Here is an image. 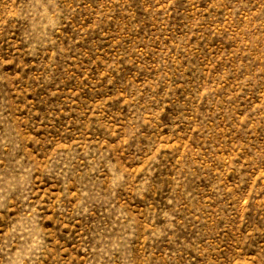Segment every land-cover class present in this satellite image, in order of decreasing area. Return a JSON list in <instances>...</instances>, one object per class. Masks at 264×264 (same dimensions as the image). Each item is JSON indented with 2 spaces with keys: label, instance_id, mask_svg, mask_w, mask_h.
<instances>
[{
  "label": "rangeland",
  "instance_id": "obj_1",
  "mask_svg": "<svg viewBox=\"0 0 264 264\" xmlns=\"http://www.w3.org/2000/svg\"><path fill=\"white\" fill-rule=\"evenodd\" d=\"M0 264H264V0H0Z\"/></svg>",
  "mask_w": 264,
  "mask_h": 264
},
{
  "label": "bare ground",
  "instance_id": "obj_2",
  "mask_svg": "<svg viewBox=\"0 0 264 264\" xmlns=\"http://www.w3.org/2000/svg\"><path fill=\"white\" fill-rule=\"evenodd\" d=\"M10 145H12V146H15V142H11L10 143ZM12 158V157H11ZM84 178H86V177H84ZM80 184V186H83L84 185V183H86V181H85V179L83 180V179H81L80 181H78Z\"/></svg>",
  "mask_w": 264,
  "mask_h": 264
}]
</instances>
